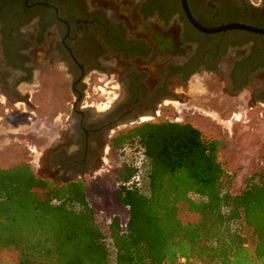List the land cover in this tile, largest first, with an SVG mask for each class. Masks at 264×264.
<instances>
[{
  "label": "flooded vegetation",
  "instance_id": "1",
  "mask_svg": "<svg viewBox=\"0 0 264 264\" xmlns=\"http://www.w3.org/2000/svg\"><path fill=\"white\" fill-rule=\"evenodd\" d=\"M185 1L202 28L264 29V0ZM209 75L264 107V35L202 33L182 0H0V144L27 148L23 164L52 184L97 179L112 140L134 127L182 124L177 89ZM90 78L102 86L96 104L85 101ZM54 106L60 129L45 127L41 150L36 136L1 139L36 133L37 115Z\"/></svg>",
  "mask_w": 264,
  "mask_h": 264
},
{
  "label": "trees",
  "instance_id": "2",
  "mask_svg": "<svg viewBox=\"0 0 264 264\" xmlns=\"http://www.w3.org/2000/svg\"><path fill=\"white\" fill-rule=\"evenodd\" d=\"M221 146L189 123L116 136L113 150L141 156L116 171L125 218H101L83 183L0 169V253L16 264H264V168L231 194Z\"/></svg>",
  "mask_w": 264,
  "mask_h": 264
},
{
  "label": "rangeland",
  "instance_id": "3",
  "mask_svg": "<svg viewBox=\"0 0 264 264\" xmlns=\"http://www.w3.org/2000/svg\"><path fill=\"white\" fill-rule=\"evenodd\" d=\"M99 78V77H98ZM103 82V81H102ZM101 82L90 78L87 80L86 93L87 103H94L101 98V92L97 89ZM182 91V106L180 112V123H189L198 128L205 136L222 142L218 154L219 161L228 175L232 176L229 191L237 194L244 186V179L256 171L264 168V107L251 101L249 90L241 91L238 94H230L226 91V85L216 75L196 77L190 83L177 89ZM103 94V93H102ZM105 96V95H104ZM73 101L71 93L68 95V112L71 111ZM62 108L55 107L52 112L42 111L37 115L36 133L25 135H12L6 133L1 139H26L33 141L36 136L37 150H41L44 141L41 134L46 128H52L53 134L60 129L59 121H52L61 118L59 113ZM189 109V110H187ZM166 113V112H165ZM194 113V114H193ZM211 114V115H210ZM170 119H175L174 112H167ZM212 115H216L212 116ZM0 116L2 109L0 108ZM58 120V119H57ZM13 127L18 124H26L24 119L11 122ZM22 133L30 130L21 129ZM10 141H6L7 143ZM2 144V143H1ZM0 144V169L11 168L26 162L27 148L22 145L10 143ZM124 151V150H123ZM132 159V160H131ZM126 161H135L137 167L141 162V156L137 151L126 147L125 152L112 150L107 157V165L97 179L85 180V186L89 192L92 204L100 213L101 218L109 219L118 214L125 218V210L114 202L112 195L118 184L116 171ZM12 254L0 253V264H16L11 261Z\"/></svg>",
  "mask_w": 264,
  "mask_h": 264
},
{
  "label": "water",
  "instance_id": "4",
  "mask_svg": "<svg viewBox=\"0 0 264 264\" xmlns=\"http://www.w3.org/2000/svg\"><path fill=\"white\" fill-rule=\"evenodd\" d=\"M182 3H183L185 13H186L190 23L202 33L215 34V33L225 32V31H229V30H240V31H245V32L251 33V34L264 35V29L254 28V27H250V26H246V25H240V24H230V25H225V26H221L218 28H213V29L202 28L198 24H196L194 22V20L192 19V17L190 16V13L187 10L186 1L182 0Z\"/></svg>",
  "mask_w": 264,
  "mask_h": 264
},
{
  "label": "bare ground",
  "instance_id": "5",
  "mask_svg": "<svg viewBox=\"0 0 264 264\" xmlns=\"http://www.w3.org/2000/svg\"><path fill=\"white\" fill-rule=\"evenodd\" d=\"M211 115V114H210ZM212 116H215V117H217L216 115H212Z\"/></svg>",
  "mask_w": 264,
  "mask_h": 264
},
{
  "label": "built area",
  "instance_id": "6",
  "mask_svg": "<svg viewBox=\"0 0 264 264\" xmlns=\"http://www.w3.org/2000/svg\"><path fill=\"white\" fill-rule=\"evenodd\" d=\"M183 261V260H182Z\"/></svg>",
  "mask_w": 264,
  "mask_h": 264
}]
</instances>
